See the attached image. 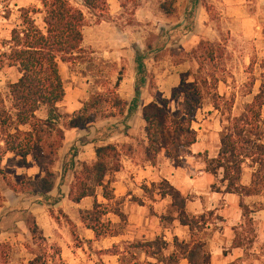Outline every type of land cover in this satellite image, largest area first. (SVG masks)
Listing matches in <instances>:
<instances>
[{
	"label": "crops",
	"instance_id": "0c3cea01",
	"mask_svg": "<svg viewBox=\"0 0 264 264\" xmlns=\"http://www.w3.org/2000/svg\"><path fill=\"white\" fill-rule=\"evenodd\" d=\"M138 1L132 23H119V19L125 21L126 16V7L122 6L121 0H107L108 18H100L98 24L91 23L83 31L84 49H92V55L100 61L122 67L118 75L122 80L117 92L128 104L125 113L94 122L100 133L113 126L121 127L120 131L100 137L94 129L96 135L92 134V138L88 129L66 130L64 146L53 168L55 187L45 197L26 198L0 179L3 198L0 202V264H32L38 257H43L35 251L36 245L41 247L27 227V213L35 218L47 241L43 247L46 248L43 264H121L120 256L107 251L119 245L154 241L158 237H163L170 245L175 239L189 243L192 233L189 227L181 225L178 215L173 217L170 225L164 224V218L175 208L171 198L162 197L161 181H168L186 198L188 215L206 217L204 229L196 234L206 244L211 264H264V195L241 197L226 193V187L218 183L222 179L221 172L214 176L207 171V164L193 161L201 154H208L209 160L216 159L221 141L217 150L212 152L209 146H201L199 137L190 149L192 154L180 168L174 166L165 153H161L154 164L148 163L144 157L147 145L144 108L159 96L171 99L172 91L181 83V75L199 68L194 53L202 42L221 45L230 32L237 36L238 29L244 28V20L251 18L243 13L248 1L177 0L170 16L162 12L158 0ZM77 8L85 13L82 7ZM212 10L217 14L216 19L211 17ZM90 16L96 18L94 14ZM257 29L260 31L261 27ZM138 62L143 69L139 68ZM98 90L105 91V88ZM81 100L84 101L85 97ZM83 101L79 98L74 102L67 101L66 96L60 106L73 115L82 109ZM124 125L128 126L127 132ZM137 138L142 140V149L130 147L132 150L123 156V169L113 183L116 200L120 202V211L126 222L123 223L113 213L108 214L105 221L113 229H118L120 235L98 241L94 232L81 221V212L92 210L95 198L84 199L80 204L70 200L74 174L65 173V170L72 160L71 152L77 147L74 161L91 163L96 159V146H135ZM20 162L19 157L9 153L4 157L1 168L16 170L17 176H26L34 181L44 177V165L33 157H28V167H21ZM249 166L246 165L241 181L245 187L251 186L255 171ZM215 186L221 191L214 190ZM155 187L153 197L149 199L148 192ZM134 199L138 200L137 203ZM148 199L151 201L149 204ZM97 200L107 204L101 190ZM74 234L79 242L75 241ZM172 245L168 255L174 251ZM56 250L60 253L57 254ZM86 251L94 257L101 253L103 258L86 259ZM140 258L141 263H156L145 254ZM180 264L189 262L182 259Z\"/></svg>",
	"mask_w": 264,
	"mask_h": 264
},
{
	"label": "trees",
	"instance_id": "16d2710c",
	"mask_svg": "<svg viewBox=\"0 0 264 264\" xmlns=\"http://www.w3.org/2000/svg\"><path fill=\"white\" fill-rule=\"evenodd\" d=\"M37 1L41 8L24 10L22 24L12 31L10 40L4 42L0 49V72L7 67H15L21 74V78L10 86L14 113L5 107L2 99L0 103V165L10 153L21 159V167H28L27 159L33 155L37 163L44 165V177L39 181L30 179L33 181L30 187L36 188L45 197L55 187L56 174L53 168L64 146L66 130H84L99 117L108 119L122 115L128 104L117 92L122 80L119 77L112 90L93 94L79 112L70 115L60 111V105L66 99L61 65L75 64L84 59L86 49L83 47V31L87 26V18L70 0ZM81 1L91 12H101L103 15L109 13L107 0ZM176 1L170 4L165 1L160 9L170 16L174 13ZM122 6L126 7L125 4ZM138 6L137 3L135 8ZM37 15L43 16L42 26L37 23ZM213 54L214 51L210 52L209 49L205 53L211 62L214 61ZM199 61L201 63L203 60L199 58ZM138 65L143 69L139 62ZM202 67H199L200 73ZM193 75L192 72L181 75V83L172 91L171 99L159 96L144 108L147 141L144 157L148 163H156L159 155L165 153L180 166L184 155H190V149L198 142L194 123L198 111L203 108L208 79ZM173 102H178L175 110L172 109ZM43 108L47 110V119L37 116ZM263 111L264 82L245 112L233 118L224 130L218 157L207 162L209 173L214 176L222 173L220 183L226 187V193L241 197L264 195ZM123 148V145L116 144L96 146V159L91 163H76L74 158L78 152L73 148L75 152L71 166L75 172L70 200L80 204L84 199L95 198L92 210L81 212V221L88 230L94 232L98 241L120 235L118 229H113L105 221L108 214L113 213L123 223L126 222L113 188L115 176L123 169ZM248 164L255 171L251 186L245 187L241 181ZM9 186L14 191L18 190L13 184ZM160 189L163 198H171L181 225L189 227L191 241L186 243L175 239L172 245L174 251L169 255L167 252L171 245L163 237L154 241L115 246L107 253L120 256L121 264H180L182 259L188 260L189 264H211V254L206 244L196 235V232L200 233L204 229L206 217L188 215L186 198L168 181H163ZM99 190L107 204L97 200ZM214 190L221 191L216 186ZM27 227L33 239L43 248L47 241L33 216L27 220ZM74 238L76 242L80 241L75 234ZM56 252L60 253L59 250ZM141 254L155 259L156 263H141ZM42 260L43 257H38L32 264H40Z\"/></svg>",
	"mask_w": 264,
	"mask_h": 264
},
{
	"label": "rangeland",
	"instance_id": "374dc122",
	"mask_svg": "<svg viewBox=\"0 0 264 264\" xmlns=\"http://www.w3.org/2000/svg\"><path fill=\"white\" fill-rule=\"evenodd\" d=\"M70 1L75 7L79 6L84 9L87 14L86 18L88 17L87 25L89 26L91 23L92 25L98 24L101 21L100 18H108V15H103L101 12H89L81 0ZM158 1L161 6L165 1L167 4H170L173 0ZM247 1L248 4L245 5L246 8H244L243 13L251 18H246L244 20V28L238 29L236 37L232 36L230 32L224 37V42L221 45L211 44L212 46H210V44L202 42L198 50L194 53L195 58L199 62V67L203 65V70L200 73L199 68L196 69V71L192 72L194 74L193 76H198L200 79H208V84L204 89L203 108L197 113L194 128L198 132V138L200 137L199 142L201 146H209L212 152L217 150L220 146L221 136L228 127L229 122L245 112L246 108L254 101L255 96L260 92L264 82V0ZM121 2L122 5H126L124 9V15L126 16L124 17L125 21L119 19V23L121 25L126 23L130 24L133 22L132 16L136 10L135 6L137 3L139 4V1L121 0ZM34 8H41L37 0H0V49L4 42L10 40L12 31L22 24L23 11ZM91 13L94 14L96 18L91 17ZM211 17L212 19L217 18V14L214 10L211 11ZM36 20L38 25H43L42 15H37ZM258 27H261L260 31H258ZM258 36H260V38H258ZM259 40L261 41L260 43ZM206 49H209L210 52L212 50L214 51V61L211 62L208 60V55H205V53L207 54ZM92 54V49H86V54L82 61L75 64L61 65L67 101L74 102L79 98L82 102L83 100H81V98L85 97L83 101V104H85L90 101L93 94L97 92L106 93L114 88L122 67L116 63L100 61V58L94 57ZM199 58L203 60L201 63ZM205 58L206 60L204 61ZM20 78L21 74L15 67H7L0 72V103L2 99L5 103V107L12 111V113L14 112L12 110L10 98V86L16 83ZM98 88H105V91H99ZM177 106L178 102H174L172 104V109L175 110ZM60 111L63 114H69L66 109L61 108V106ZM38 117H47V110L43 108L38 113ZM100 120L103 119L99 117L96 122ZM124 126L128 130V126ZM87 129L90 133L89 136L93 138L94 135L92 134L96 135V133L93 132L94 129L100 137H106L113 132L120 131L121 127H108V129L100 133L98 132L99 129H97L96 125L93 123ZM134 145L135 146L123 145V154H130L132 149H142V140L137 138ZM130 147L132 148L131 150ZM74 149L78 152L77 147H74ZM75 151L72 150L71 152L72 160ZM190 155H184L180 166H177L173 159L171 160L174 166L180 168ZM31 157L34 158L33 155H31ZM194 159L193 161L207 164L209 155H197ZM72 160H70L67 166V172H72L74 174L75 169L71 166ZM12 166L11 164L10 167ZM248 168H251V166ZM0 179H3L8 185H15L18 189L17 192L26 198L42 196L36 188L30 187L33 181H30L26 176H17L16 170H2L0 165ZM162 182L163 181L159 182V186ZM218 183H220V181ZM156 188L157 187L148 192L150 193L149 199L150 196L153 197L152 193H154ZM149 199L147 201L148 204L151 203ZM2 200L3 198L0 193V202H2ZM136 201L138 200L134 199L135 203H137ZM176 215L177 212L175 209L170 210L168 216L164 218L165 226L170 225L173 217ZM30 217H32V215L27 213L25 217L26 221ZM196 235L199 237L198 234ZM45 250L46 248H39L36 245L35 251L40 253L43 257L45 256ZM85 255L86 259L94 260L103 258V254L97 253V257H94L89 251H86ZM139 259H141L140 256Z\"/></svg>",
	"mask_w": 264,
	"mask_h": 264
}]
</instances>
